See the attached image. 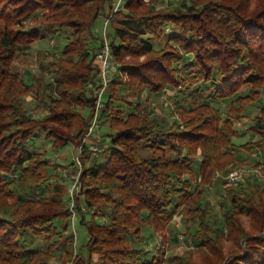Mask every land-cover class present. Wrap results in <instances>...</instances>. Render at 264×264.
I'll list each match as a JSON object with an SVG mask.
<instances>
[{
    "label": "trees",
    "instance_id": "trees-1",
    "mask_svg": "<svg viewBox=\"0 0 264 264\" xmlns=\"http://www.w3.org/2000/svg\"><path fill=\"white\" fill-rule=\"evenodd\" d=\"M113 1L0 0V264H59L54 253L61 264H163V252L129 245L127 237L140 240L144 224L162 231L184 207L193 223L185 233L206 248L204 264H264V186L227 188L222 225L210 224L204 201L211 177L239 161L240 147L264 151V0H181L162 9L123 0L110 35L118 66L98 117L109 123L105 159L91 161L90 145L79 152L74 210L87 237L74 246L63 183L53 180L49 159L31 148V139L43 132L57 148L83 143L103 45L92 27ZM63 31L61 48L40 50L42 75H21L19 55L47 33ZM171 86L172 117L155 114L150 96ZM26 94L47 111L31 114L21 99ZM224 100L230 101L225 115L216 104ZM251 105L254 137L236 144V121ZM225 228L233 247L212 252ZM171 264L199 263L187 251Z\"/></svg>",
    "mask_w": 264,
    "mask_h": 264
},
{
    "label": "rangeland",
    "instance_id": "rangeland-1",
    "mask_svg": "<svg viewBox=\"0 0 264 264\" xmlns=\"http://www.w3.org/2000/svg\"><path fill=\"white\" fill-rule=\"evenodd\" d=\"M116 1L117 0H114L111 3L110 7H107L105 13H101L93 24V33L101 37V39L104 38L103 32L106 18H110L107 24V32L110 35L113 33L112 21L117 17V10L114 6V4H116L114 2ZM146 1L156 9L173 6L181 2V0ZM119 8L120 6L118 7V9ZM66 36H68V34L65 33V31H63L57 37H55L52 33H47L46 37L34 42L29 48H27L22 54L19 55V57L15 60V68L19 70V72L23 76L28 72H37V74L42 75V71H39V53L44 49L55 51L56 49L61 48L62 45L67 41ZM143 58L144 57L141 56L139 57V60H142ZM26 76L27 75H25V77ZM47 77L51 78L50 73L48 72ZM247 89L248 87L245 86L240 91L241 93H246ZM175 94L176 88L172 86L168 87L161 93L152 94L150 96L148 105L152 108L155 114H162L163 112H165L168 115H171L170 117H172V108ZM105 97L106 94L104 95V99ZM21 99L23 101L24 107L36 117L44 114L47 111L43 102L40 105L37 104L33 94H26L22 96ZM262 100H264V91ZM229 103V100H224L219 104L216 103L221 108L223 115H225V111L229 107ZM256 111V106L251 105L247 108V116L243 117L241 120L236 121V126L241 133L239 136H235L233 138L236 144H242L249 138L254 137V135L251 134L249 130V126L253 121V117ZM89 113L90 112L87 111V114ZM176 117H178V115ZM108 132V121L105 119L99 120L98 118L93 133L87 135L86 132L83 139L84 143H82L81 145L83 146V144H85L88 146L89 144L87 139L91 138L93 135L106 138V134ZM81 145L80 147H78L74 142H69L57 148L53 144V139L48 138L43 132L40 133L37 137L31 139V148L34 151H39L42 154V158L49 159L50 164L48 167V171L51 174H54L53 180L59 179L63 183L62 188L63 191H65L63 197L66 201H68L69 208H71L70 187L74 180L77 178L79 166L76 160L77 156L80 154L79 152H81ZM98 146L101 148V150L103 149V147H101L99 144ZM92 150L95 153L99 152L98 155H95V153L92 154V156H97L95 161H97L98 163H103L105 158L101 153V150ZM238 159V162L229 165L224 171H216L215 175L211 177V181L209 182L210 184H208V186L205 188L204 201L209 203V222L214 226L222 225L224 222V207L222 203L228 198L229 194L226 190L227 188L232 186L236 187L238 184H240V182L244 187H254L253 184L256 182L264 186V151L255 148L253 150H248L240 147ZM235 168H240L243 171V176L240 177L237 182L229 183L227 182V176L229 172ZM195 169H198V162L195 163ZM48 171L45 172L48 174ZM80 200L82 206L85 207V196L81 195ZM85 216L86 220H90L92 218L91 211L87 210ZM187 217V209L184 207L178 212L177 215L173 217V219L166 225V227L162 231H158L156 233H154V231L148 224H144V226L142 227L140 240L135 239L133 235H129L127 237V243L136 247L141 246L144 248H148L155 252H163V256L166 259L163 264H171L175 255H181L186 253L187 251L192 252V257L194 258V260H197L199 264H204L203 259H206V257L203 256V254H205L207 250L205 247H197L195 245L194 237L185 233L186 228L193 225L192 221L188 220ZM241 219L243 220L246 229L250 231L254 230V228L251 226L250 218L242 216ZM97 220H102V218L97 217ZM190 228H193L195 230L196 226ZM69 232L73 233L74 246L75 244H77V247L87 237L86 225L81 221V214H78V216L75 217L74 222L71 220ZM222 235L223 238H221V241L216 242L215 244H211L213 246V250H211L212 252L219 250L220 254H222V251L224 253H227L233 247V240L228 235L226 228ZM37 244H39L40 246H45L46 241L38 240ZM53 262L61 264L63 262V257L58 256L57 253H54ZM68 264H74V260H70Z\"/></svg>",
    "mask_w": 264,
    "mask_h": 264
},
{
    "label": "built area",
    "instance_id": "built-area-1",
    "mask_svg": "<svg viewBox=\"0 0 264 264\" xmlns=\"http://www.w3.org/2000/svg\"><path fill=\"white\" fill-rule=\"evenodd\" d=\"M122 2L123 0H117L116 2H114L116 3L114 4L116 10H118V7L122 4ZM109 19L110 18H106L105 20L104 32H103L104 34L103 45L96 52V60L99 65L98 74H97L98 86L95 87V91H96L95 109H94V115H93L92 122L87 131V135L92 134L94 131V128L98 121L99 112L104 105V95L106 94L111 77L115 73L117 66H118L112 54V49H111V44H110V34L107 32V24L109 22ZM90 147L96 151L101 150L98 144L90 145ZM76 161L79 166V170H78L77 178L74 180V182L72 183L70 187V205L72 209V221L73 222H74V218L76 215V212L74 210L75 195L79 188V183H78L79 176L82 171V162L80 160L79 155L77 156ZM242 176H243V171L240 168H235L229 172L227 176V182L229 183L237 182V180Z\"/></svg>",
    "mask_w": 264,
    "mask_h": 264
},
{
    "label": "crops",
    "instance_id": "crops-1",
    "mask_svg": "<svg viewBox=\"0 0 264 264\" xmlns=\"http://www.w3.org/2000/svg\"><path fill=\"white\" fill-rule=\"evenodd\" d=\"M88 144L89 145H94V144H99L101 147L104 148V146L107 144V137L102 138L97 135H93L91 138H88ZM95 155H98V153H95ZM97 158V156H92L91 161H94Z\"/></svg>",
    "mask_w": 264,
    "mask_h": 264
}]
</instances>
